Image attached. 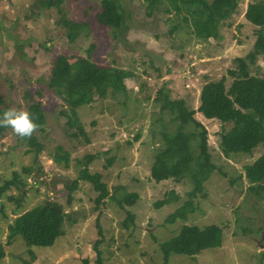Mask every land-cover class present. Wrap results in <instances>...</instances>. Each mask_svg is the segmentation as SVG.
<instances>
[{"label":"rangeland","instance_id":"374dc122","mask_svg":"<svg viewBox=\"0 0 264 264\" xmlns=\"http://www.w3.org/2000/svg\"><path fill=\"white\" fill-rule=\"evenodd\" d=\"M117 1L125 28L113 36L116 30L97 21L101 0H63L59 10L43 8L41 0H0V107L27 110L33 101L32 115L43 118L42 126L32 133L33 143L39 144L36 156L34 146L11 129L0 135V185L14 170L27 182L24 188L12 186L0 196V241L5 250L1 263L81 264L84 257L92 263L93 243L101 237L99 248L107 264H161L158 242L175 235L185 222L221 226L222 243L195 257L172 254L166 264H264V189L259 194L249 192L243 171L264 152V141L250 153L226 157L219 147L221 123L196 112L207 129L216 169L204 184L206 196L194 199L195 210L186 221L165 219L187 199L189 180L157 182L150 175L153 156L161 146L160 125L164 123L167 130L175 125L169 111L160 110L155 92L162 88L170 98H182L188 109H196L205 82L225 76L228 86L232 79L227 71L235 67L234 58L260 49L255 44L259 26L246 21L244 13L249 3L264 0H239L236 12L219 26L218 37L208 40L195 37L190 16L185 22L183 10L165 11V2L148 13L145 0ZM62 17L85 23L72 42L57 23ZM91 45L92 61L106 69L129 70L135 78L125 79L126 96L109 95L75 110L87 142L71 134L76 129L66 124L70 108L48 88V82L57 56L85 55ZM74 60L69 58L61 71L73 74ZM250 72L264 74V55H258ZM109 75L101 72L99 80ZM39 90L41 95L36 94ZM64 154L66 161L57 158ZM86 155H95L88 171L101 174L110 196L123 191L138 194L132 206L122 209L110 196L98 205L94 200L98 192L84 180L78 181L68 203L67 185L78 178ZM109 157L112 164L107 166ZM24 166L31 171L24 172ZM169 190L177 193L178 200L156 208L154 203ZM46 200L59 202L67 215L71 213L65 218L63 235L50 247L27 246L19 236L8 243L7 224L16 213ZM127 210L133 213L134 224L125 230L121 221Z\"/></svg>","mask_w":264,"mask_h":264},{"label":"trees","instance_id":"16d2710c","mask_svg":"<svg viewBox=\"0 0 264 264\" xmlns=\"http://www.w3.org/2000/svg\"><path fill=\"white\" fill-rule=\"evenodd\" d=\"M62 1L41 0L40 3L43 8L56 7L59 10ZM145 1L147 2L148 13H151L164 2L167 4L164 7L165 11H169L170 8H173L175 12L183 10L185 22L188 21L187 14L190 16L195 37L199 40H208L218 37L219 26L236 12L239 0ZM96 16L97 21L102 26L116 30V34L112 33L113 36L119 33L120 27L125 28L123 9L117 0H101V9ZM244 16L247 21L259 26L255 31V44L259 45L260 49L259 51L250 50L243 57L234 58L235 67L227 71L232 79L228 86L225 84V76L205 82L200 89L199 105L196 109H188L185 100L182 98H170L162 88L155 92L154 100L161 102L160 110L169 111L171 121L175 125L173 130H167L164 123L160 125L162 141L160 148L153 156L150 175L157 182L165 179L180 181L187 178L191 184V188L186 193L187 199L167 215L165 220L168 223H173L176 220H187L188 213L195 210L194 199L197 196H206L204 184L216 169L208 149L207 129L196 119V112L205 119L218 120L221 123L219 147L226 157L236 153H250L264 141V75L250 72V66L255 64L258 55H264V4L262 1L249 3ZM57 23L62 24L66 29V36L70 42L74 41L85 26V23L72 21L65 17H62ZM92 49L93 46L91 45L85 51V55L57 56L52 64L48 82V88L70 108L66 124L69 128L76 129L71 134L73 137L83 136L87 142L88 138L75 110L82 105H89L96 99H104L109 95L115 96L118 93L126 96L125 79L135 78L129 70L116 67H107L106 69L99 66L91 59ZM69 58L75 59L72 63L73 74L60 69ZM101 72L110 73V75L99 80ZM143 85L140 86L141 89ZM36 94L41 95V91H37ZM25 97L31 99V94L26 92ZM32 102L27 105V111L34 119L36 125L34 130H36L42 126L43 118L41 115H32ZM5 109L0 107V112ZM9 129L11 128L0 125V135ZM138 136L137 134L135 139ZM18 138L27 142L28 145L34 146L33 152L36 156L39 144L33 143L32 134L26 138ZM94 157L95 155L85 156L78 178L67 185L69 188L68 203L72 200L71 193L79 180L92 184L93 189L98 192L94 199L98 205L110 196L106 183L101 180V174L99 172L89 173L88 171L89 163ZM57 158L65 160L67 154L57 155ZM111 164L112 157H109L106 165L110 166ZM22 169L24 172L31 171L30 166H24ZM36 171L41 173V167L38 166ZM243 171L250 184L248 191L259 194L264 189L261 185L264 181V152L252 163L245 164ZM34 177L35 180L38 179V177ZM26 185V179H22L19 173L14 170L12 177L5 179L0 185V196L12 186L21 189ZM12 198L10 196V199ZM110 198L116 199L118 206L126 209V206H132L135 203L138 194L123 191L119 196L115 193ZM176 200H178L177 193L174 190H169L162 199L154 203V206L158 208ZM17 201L20 207V202ZM67 216L70 217L71 213L67 215L63 205L55 200H46L43 204L16 213L15 217L7 224V242L11 243L19 236L27 246L50 247L56 238L63 235L64 221ZM132 224H134V215L127 210L125 218L121 221V226L128 230ZM98 234L101 236L100 227ZM222 237V227L217 224L199 226L184 222L175 235L158 242V249L162 254L161 264H166L172 254L195 257L205 249L218 247L222 243ZM100 243L101 237L93 243L95 251L93 262L91 263L88 258L84 257L81 259V264H107L99 248ZM30 254L32 255V251ZM4 255V246L0 241V264H2L1 259ZM24 263L29 264L27 261Z\"/></svg>","mask_w":264,"mask_h":264},{"label":"clouds","instance_id":"9594fccd","mask_svg":"<svg viewBox=\"0 0 264 264\" xmlns=\"http://www.w3.org/2000/svg\"><path fill=\"white\" fill-rule=\"evenodd\" d=\"M0 125L10 127L13 134L26 138L36 127L33 117L27 110L5 109L0 112Z\"/></svg>","mask_w":264,"mask_h":264},{"label":"flooded vegetation","instance_id":"af4514ba","mask_svg":"<svg viewBox=\"0 0 264 264\" xmlns=\"http://www.w3.org/2000/svg\"><path fill=\"white\" fill-rule=\"evenodd\" d=\"M262 3L264 4V1H262ZM246 19V18H245ZM247 21V20H246ZM249 22V21H248ZM255 43H256V41H255ZM256 63V62H255ZM259 75H264V74H259Z\"/></svg>","mask_w":264,"mask_h":264}]
</instances>
